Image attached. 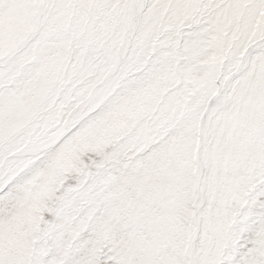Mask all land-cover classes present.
<instances>
[{"label":"snow or ice","instance_id":"6c2138e0","mask_svg":"<svg viewBox=\"0 0 264 264\" xmlns=\"http://www.w3.org/2000/svg\"><path fill=\"white\" fill-rule=\"evenodd\" d=\"M0 264H264V0H0Z\"/></svg>","mask_w":264,"mask_h":264}]
</instances>
